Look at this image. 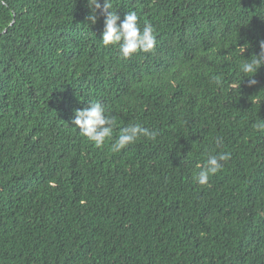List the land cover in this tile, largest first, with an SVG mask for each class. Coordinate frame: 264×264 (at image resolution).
I'll list each match as a JSON object with an SVG mask.
<instances>
[{
    "label": "trees",
    "instance_id": "obj_1",
    "mask_svg": "<svg viewBox=\"0 0 264 264\" xmlns=\"http://www.w3.org/2000/svg\"><path fill=\"white\" fill-rule=\"evenodd\" d=\"M111 3L153 50L99 43L87 0H0V264H264V67L239 71L264 0ZM96 102L156 139L96 147L71 123Z\"/></svg>",
    "mask_w": 264,
    "mask_h": 264
},
{
    "label": "clouds",
    "instance_id": "obj_2",
    "mask_svg": "<svg viewBox=\"0 0 264 264\" xmlns=\"http://www.w3.org/2000/svg\"><path fill=\"white\" fill-rule=\"evenodd\" d=\"M87 5L90 9L89 15L86 17L87 21L95 25L98 19L97 11H99V16L103 17V30L98 41L102 45L116 46L119 55L125 59L139 52L146 53L154 49L157 42L154 28L148 21L144 22L141 27L138 23L139 17L135 11H128L122 22L118 24L120 17L116 14V10H113L111 0H103V3H101V0H87ZM259 48L258 54L251 55L248 59L241 57L239 71L242 76L247 77L249 86L256 84L253 77L261 67H264V40L259 42ZM73 116L71 123L74 125L75 130H78L79 135L96 147H102L106 141H111L109 147L113 152H120L135 143L139 138L155 140L157 136L155 130H150L138 122L120 128L118 134L114 136L116 117L108 113L99 102L75 110ZM255 128L257 130L264 129V120H259ZM221 143V140H216L217 145ZM230 158L228 152L208 154L200 166V170L194 174V181L199 185H205L210 176L221 170L222 162H226Z\"/></svg>",
    "mask_w": 264,
    "mask_h": 264
}]
</instances>
